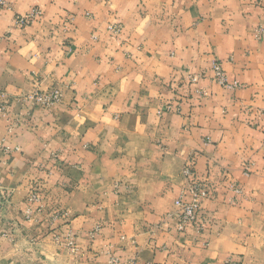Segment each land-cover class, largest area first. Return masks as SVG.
Listing matches in <instances>:
<instances>
[{"label": "crops", "instance_id": "obj_1", "mask_svg": "<svg viewBox=\"0 0 264 264\" xmlns=\"http://www.w3.org/2000/svg\"><path fill=\"white\" fill-rule=\"evenodd\" d=\"M7 3L0 264H264V0Z\"/></svg>", "mask_w": 264, "mask_h": 264}, {"label": "built area", "instance_id": "obj_2", "mask_svg": "<svg viewBox=\"0 0 264 264\" xmlns=\"http://www.w3.org/2000/svg\"><path fill=\"white\" fill-rule=\"evenodd\" d=\"M7 4H8L7 0H0V9L8 6ZM39 15H40V13L38 11L33 10L23 17H18L17 23L20 26H25L28 23L32 22ZM255 34H256L257 38L263 37L264 36V25L258 27L255 30ZM211 72L213 75V81H215V83H217L218 85L223 86V87H229L227 84V81H226L225 72L223 71V68L219 62L213 63L212 68H211ZM190 80H191V83H193V84L198 82L197 78H191ZM198 93H199V95H206L207 94L203 91H198ZM29 99L31 101L37 103L38 105H41V106H51V105L57 103L61 99V94L58 90H53V91L46 92V93L35 94L32 97H30ZM4 111H5V108L3 106H1L0 112H4ZM184 176L185 177L190 176V170L189 169H185ZM205 196H206L205 193H201L200 195L195 196V198L192 202H184L182 200V198H180L176 202V206L179 207V211H180V219H181V223L179 225L180 230H182L184 225H186L187 223L196 222L197 217H198L199 212H200V200L203 199ZM33 199H34V197L32 196L30 198V201H32ZM68 245L69 246L73 245L72 240H69Z\"/></svg>", "mask_w": 264, "mask_h": 264}]
</instances>
